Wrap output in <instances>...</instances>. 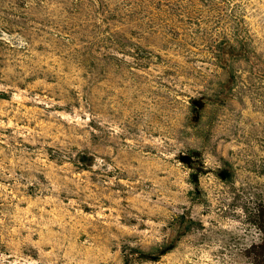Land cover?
I'll return each mask as SVG.
<instances>
[{"label":"rangeland","instance_id":"1","mask_svg":"<svg viewBox=\"0 0 264 264\" xmlns=\"http://www.w3.org/2000/svg\"><path fill=\"white\" fill-rule=\"evenodd\" d=\"M0 264H264V0H0Z\"/></svg>","mask_w":264,"mask_h":264}]
</instances>
